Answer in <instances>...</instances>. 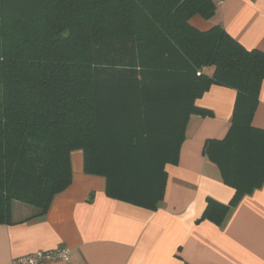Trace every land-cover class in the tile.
I'll return each instance as SVG.
<instances>
[{
    "label": "trees",
    "instance_id": "16d2710c",
    "mask_svg": "<svg viewBox=\"0 0 264 264\" xmlns=\"http://www.w3.org/2000/svg\"><path fill=\"white\" fill-rule=\"evenodd\" d=\"M213 0H0V223L11 201L44 215L72 181L70 155L105 179L106 196L155 211L165 166L176 165L195 101L235 90L230 128L203 155L234 190L208 200L197 222L220 226L264 181V130L251 126L264 53L246 50L210 19ZM212 69V74L205 73Z\"/></svg>",
    "mask_w": 264,
    "mask_h": 264
},
{
    "label": "crops",
    "instance_id": "0c3cea01",
    "mask_svg": "<svg viewBox=\"0 0 264 264\" xmlns=\"http://www.w3.org/2000/svg\"><path fill=\"white\" fill-rule=\"evenodd\" d=\"M189 24L200 31L221 26L246 50L264 53V0H225L210 19L195 15ZM235 98V90L213 85L195 101L212 116L189 117L155 211L107 197L105 179L84 174L82 152H72L71 184L44 215L11 201L9 222L0 223V264L60 247L69 249L70 261L48 264H264V181L220 226L197 222L208 200L228 205L234 196L203 147L228 134ZM251 126L264 130V81Z\"/></svg>",
    "mask_w": 264,
    "mask_h": 264
},
{
    "label": "built area",
    "instance_id": "2783aa9c",
    "mask_svg": "<svg viewBox=\"0 0 264 264\" xmlns=\"http://www.w3.org/2000/svg\"><path fill=\"white\" fill-rule=\"evenodd\" d=\"M224 1L225 0H213L216 5H219ZM54 261L69 262V249L60 247L49 251H38L30 255L16 258L11 264H48Z\"/></svg>",
    "mask_w": 264,
    "mask_h": 264
},
{
    "label": "rangeland",
    "instance_id": "374dc122",
    "mask_svg": "<svg viewBox=\"0 0 264 264\" xmlns=\"http://www.w3.org/2000/svg\"><path fill=\"white\" fill-rule=\"evenodd\" d=\"M0 95H1V89H0ZM0 101H1V99H0ZM166 167V166H165ZM166 171V170H165Z\"/></svg>",
    "mask_w": 264,
    "mask_h": 264
}]
</instances>
